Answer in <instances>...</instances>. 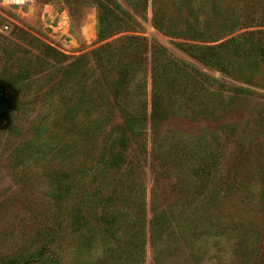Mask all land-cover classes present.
I'll return each instance as SVG.
<instances>
[{"label":"rangeland","instance_id":"1","mask_svg":"<svg viewBox=\"0 0 264 264\" xmlns=\"http://www.w3.org/2000/svg\"><path fill=\"white\" fill-rule=\"evenodd\" d=\"M0 81V264H264V0H0Z\"/></svg>","mask_w":264,"mask_h":264},{"label":"trees","instance_id":"2","mask_svg":"<svg viewBox=\"0 0 264 264\" xmlns=\"http://www.w3.org/2000/svg\"><path fill=\"white\" fill-rule=\"evenodd\" d=\"M114 6H116V4L114 3ZM110 12V11H109ZM105 22L106 26V33L105 34H99L98 33V39L99 40H104L108 37H111L117 33H120L124 30H117V29H113L111 22H109V17L108 15H105L104 18L101 20L100 18V22ZM125 38L126 40H130V39H135L136 37H132V36H124V37H117L114 40H112V42H116L119 41L121 39ZM189 48H186V50H188L187 52L194 57L195 59H197L198 61H200L201 63H203L204 65L207 66H215L218 67L220 64L217 59V53L218 51H216V48L219 46V44L216 45H195V44H190L188 45ZM190 48H192V50H190ZM119 51H116L114 54H112L111 56H114L118 53ZM121 55L123 53V51H120ZM119 54V53H118ZM110 62L111 59H110ZM126 66V63L123 64V67ZM77 68H79L78 66H76ZM120 77V76H119ZM124 78H119V81L117 84H115L114 87H116L115 93H113L114 95H119L125 87V83L123 82ZM156 82H153V92H154V96L158 97L159 96V87L156 84ZM124 84V86H122ZM0 85H2L4 87V89L9 93L10 92V88L7 85V83L5 81H0ZM156 87V88H155ZM157 101H159V98H153V102L152 103H156ZM154 108V107H153ZM152 108V110H153ZM120 112L123 114L122 117L124 118V125L125 128H129L131 130V133H133V129L132 128V123H133V117L128 118L127 117V112L123 111V109L120 110ZM131 116V115H130ZM138 122H143L142 117L139 116L137 118H135ZM259 124L260 127L262 128V130L264 131V112L261 115L260 119H259ZM122 127V126H120ZM121 133H123V130H121ZM262 145H263V149H264V138L262 140ZM263 156H264V151H263ZM209 158L211 159L210 164L212 165V167H210V169H208L207 171H205V169L203 170V168H201L199 170V175L197 178L196 182H193L192 187V194L193 195H201V194H205V193H214L224 189V190H228L231 188H235L237 186H239V184H236L234 182H232L231 180H228L226 177H224L220 171V165H217L218 159H217V155L216 154H211L209 155ZM220 172V173H219ZM263 179H264V171H263ZM263 191H264V186H263ZM211 194H209V199L213 200V197H211ZM152 209L155 208V202L152 203ZM160 217L164 216V212H160L159 213ZM163 226V227H160ZM164 227V225L161 224H157V221L154 220L152 222V227L151 229L156 231V233H158V231H161Z\"/></svg>","mask_w":264,"mask_h":264},{"label":"water","instance_id":"3","mask_svg":"<svg viewBox=\"0 0 264 264\" xmlns=\"http://www.w3.org/2000/svg\"><path fill=\"white\" fill-rule=\"evenodd\" d=\"M13 103L11 95L0 85V124L6 119Z\"/></svg>","mask_w":264,"mask_h":264}]
</instances>
